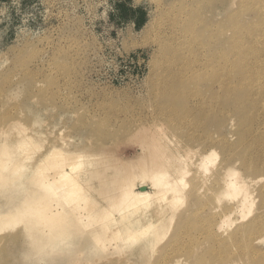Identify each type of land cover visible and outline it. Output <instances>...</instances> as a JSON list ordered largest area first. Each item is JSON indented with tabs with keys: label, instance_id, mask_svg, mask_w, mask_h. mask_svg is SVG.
I'll list each match as a JSON object with an SVG mask.
<instances>
[{
	"label": "rangeland",
	"instance_id": "1",
	"mask_svg": "<svg viewBox=\"0 0 264 264\" xmlns=\"http://www.w3.org/2000/svg\"><path fill=\"white\" fill-rule=\"evenodd\" d=\"M258 2L264 4L0 0V140L25 133L42 151L59 137L75 145L106 139L112 155L127 161L140 151L134 130L148 124L173 135H167L172 143L214 150L217 169L261 179L249 190L250 216L230 214L225 236L209 226L210 209L227 211L234 201L213 178L184 196L172 214L164 208L155 241L144 243L147 235L119 242L68 264H264V156L257 159L264 152V30L254 29L264 18L250 9ZM219 49L226 54L221 78L229 90L223 93L207 59ZM241 52L252 67L247 78L240 73ZM241 98L246 102H237ZM216 103L223 108L201 111ZM258 217L261 227L247 237L244 224ZM19 225L0 227V264H26L23 247L9 241Z\"/></svg>",
	"mask_w": 264,
	"mask_h": 264
},
{
	"label": "bare ground",
	"instance_id": "2",
	"mask_svg": "<svg viewBox=\"0 0 264 264\" xmlns=\"http://www.w3.org/2000/svg\"><path fill=\"white\" fill-rule=\"evenodd\" d=\"M262 5L258 2L250 9L264 18ZM254 29L263 32L264 25ZM225 56L219 49L207 58L215 63L213 81L217 79L222 93L229 90L221 78L226 74ZM237 56L245 77L252 67L244 61V52ZM238 101L246 102L244 98ZM217 104L197 110L223 108ZM167 135L173 136L158 126H138L133 132L140 150L137 159L124 161L123 156L110 152L111 140L81 139L75 145L59 137L60 142L55 138L40 151L39 141L27 134L11 140L6 134L0 140V227L20 223L9 241L23 247V262L68 264L81 253L99 254L118 247L119 242L130 244L150 235L144 242L148 245L159 236V214L164 208L172 214L184 196H194L213 178L223 187V195L234 202L227 211L219 205L210 209L215 216L209 225L212 231L225 236L230 214L237 213L240 220L250 216L253 201L249 190L261 182L260 178L248 179L232 167H223L219 176L223 168L213 166L217 157L214 150L199 151L179 141L172 143ZM263 156L261 152L257 159ZM189 174L190 181L186 180ZM260 221L258 217L244 224L247 237L259 230ZM181 237L176 234L175 240Z\"/></svg>",
	"mask_w": 264,
	"mask_h": 264
}]
</instances>
